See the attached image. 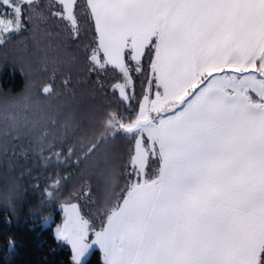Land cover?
<instances>
[{
  "label": "snow or ice",
  "instance_id": "snow-or-ice-1",
  "mask_svg": "<svg viewBox=\"0 0 264 264\" xmlns=\"http://www.w3.org/2000/svg\"><path fill=\"white\" fill-rule=\"evenodd\" d=\"M37 18H56L77 48L91 36L89 73L118 72L130 107L127 86L149 61L135 113L109 112L87 153L132 142L125 187L91 243L74 204L55 234L72 264L93 245L103 264H264V0H0V46ZM55 86L53 74L42 92Z\"/></svg>",
  "mask_w": 264,
  "mask_h": 264
},
{
  "label": "rangeland",
  "instance_id": "rangeland-1",
  "mask_svg": "<svg viewBox=\"0 0 264 264\" xmlns=\"http://www.w3.org/2000/svg\"><path fill=\"white\" fill-rule=\"evenodd\" d=\"M30 31L32 38L28 40L29 44L20 38L13 44L8 42L0 46V76L4 67L11 65L21 70L25 77V85L18 93L11 94L0 88V207L13 212L19 211L21 204L26 201L22 197V189L28 183L32 186V201L37 205L33 214L42 215L51 204L57 206L61 219L54 223L53 231L56 234L58 227L69 215L68 205L74 204L80 215L89 222L88 242L91 243L95 239L94 233L103 227L107 197L113 190L120 192V177L116 166L118 146L111 147L115 150V162L106 156V150L110 147L84 157V162L79 167H76L75 161H71L68 143L55 136L59 134L58 129L60 135L65 132L61 126H67V120H59V117L67 108L58 100L60 97H56V91L46 96L42 92L43 86L52 78L51 71L54 68L52 56L47 49L49 32L45 20L37 18L30 25ZM8 47L10 48L6 50ZM137 75L139 74L133 72V84L127 86L129 96ZM148 76L149 69L145 91L148 88ZM120 83H124L122 78L114 85ZM55 89L61 88L56 84ZM116 90L120 96L119 89ZM57 119L60 126L55 121ZM68 129L74 130L72 126H68ZM54 153L61 155L57 157ZM25 177H29L28 181H25ZM57 180L60 181L59 186L52 187ZM124 185L125 183L122 189ZM83 188H90L91 195L83 197ZM45 189L52 195H47ZM73 197L77 199L69 201ZM78 200L82 202L89 217L82 213ZM114 203L115 200L111 201V204ZM53 220L54 215L51 213L42 223L49 225ZM62 242L72 251L69 243ZM93 248L100 249L99 245H93L89 253Z\"/></svg>",
  "mask_w": 264,
  "mask_h": 264
},
{
  "label": "trees",
  "instance_id": "trees-1",
  "mask_svg": "<svg viewBox=\"0 0 264 264\" xmlns=\"http://www.w3.org/2000/svg\"><path fill=\"white\" fill-rule=\"evenodd\" d=\"M42 3L47 4L48 0H42ZM44 14L49 15L47 11ZM30 25L27 26V31L14 35L8 41L9 44H13L14 41L20 40V38L26 41L31 39ZM45 26L49 32L47 49L54 64L51 71L52 76L55 74L56 84L61 88L54 91L57 93L56 97H60L58 100H61L65 109L67 108L59 117L60 119L58 118L59 120H64V118L67 120L65 123L67 126H61V129L65 132L60 135V129H58L59 134L55 136L61 137L63 142L68 143V146L73 148L70 159L75 161L76 167H79L81 163L83 164L84 157L92 156V154L105 147L118 146L119 155L116 166L120 177L119 189L121 191L123 183H125V177L120 170L119 160L126 154L127 146L132 142L121 136L117 137L114 145L102 143L95 152L87 153L100 135L101 125L109 112H119L125 117L128 116L129 112L135 113L141 98L146 94L148 58H145L144 66L146 70L143 74L135 77L130 96L134 93L136 98L131 101L130 107L129 101L123 100L121 102L122 98L113 87L121 78L118 72H113L109 66V70L105 73H89L90 65L86 61L84 45L91 41V36L84 37L79 48H77L75 45L68 44L67 33L56 18L46 19ZM68 75L71 76V86L65 89L61 84ZM24 85L25 77L21 70L7 65L1 71L0 88L3 91L15 94L20 92ZM58 119L55 121L60 126ZM68 126H72L74 130L70 131ZM156 167L158 165H153V169ZM28 178L25 177V181H28ZM27 185L28 183L22 189V197L26 201L21 204L19 211L13 212L0 207V264H72L70 247L62 241H57L53 231L54 223L59 222L61 219L60 209L51 204L42 215L33 214L37 205L31 198L33 196L32 186L28 185L27 187ZM83 190L84 188L81 189V191ZM75 199L77 198L73 197L69 201ZM78 201L84 216L89 217L82 202ZM51 213L54 215L53 222L44 225L42 220ZM104 220L105 217L102 220L103 224ZM86 264H103L102 252L99 248L91 250L87 256Z\"/></svg>",
  "mask_w": 264,
  "mask_h": 264
},
{
  "label": "crops",
  "instance_id": "crops-1",
  "mask_svg": "<svg viewBox=\"0 0 264 264\" xmlns=\"http://www.w3.org/2000/svg\"><path fill=\"white\" fill-rule=\"evenodd\" d=\"M104 225V224H103ZM101 250V249H100ZM101 252H102V259H103V251L101 250Z\"/></svg>",
  "mask_w": 264,
  "mask_h": 264
}]
</instances>
